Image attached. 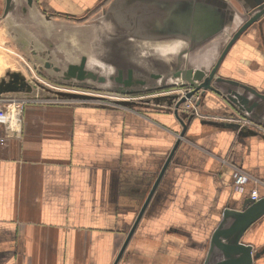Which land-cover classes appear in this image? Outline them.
I'll return each mask as SVG.
<instances>
[{"label":"crops","instance_id":"1","mask_svg":"<svg viewBox=\"0 0 264 264\" xmlns=\"http://www.w3.org/2000/svg\"><path fill=\"white\" fill-rule=\"evenodd\" d=\"M41 1L73 18L100 0ZM236 1L241 14L261 0ZM244 40L236 71L256 57L252 37ZM124 105L24 107L18 131L0 146V264H205L224 209H240L255 187L264 195V185L252 181L236 188L231 169L264 180V134L243 136L209 120L224 112L207 102V118L187 123L138 219L182 126L157 101ZM244 241L264 245V216Z\"/></svg>","mask_w":264,"mask_h":264},{"label":"rangeland","instance_id":"2","mask_svg":"<svg viewBox=\"0 0 264 264\" xmlns=\"http://www.w3.org/2000/svg\"><path fill=\"white\" fill-rule=\"evenodd\" d=\"M206 1L212 5H218L215 0ZM224 1L227 25L219 33L222 36L225 35L220 47L210 61L201 59L209 53L219 34L210 38L196 36L195 42L199 43L200 59H194L190 65L204 67L203 64L207 62L205 66L207 70L224 45L223 43L228 40L231 30L238 24V19L247 17L246 11L236 14L235 10H238V7H233V3H237L236 0ZM13 7L15 9L12 8L9 13L7 9L4 12L0 2V87L9 83L15 75L31 87L26 94L15 95V97L36 99L35 103L43 104L87 103L101 107L126 106L125 103L129 105L128 103L134 101L143 103L147 98L150 101L149 104L153 101L151 97L156 96V91H144V94L124 93L126 88L111 78L115 77L120 70L124 74L125 71L133 69L136 77L147 82L152 81L149 77L150 73H158L162 78L160 84L167 85L171 83L170 75L175 66L179 67L185 64V60L187 61L185 54L181 53L185 46L184 41L141 37L137 24L138 15H140L139 7L128 8L129 17H127L128 15L121 13V2H119L117 6L104 7L103 10L81 23L68 21L58 23V20H55L56 24L54 21L45 22L43 17L34 11L26 13L24 8H18L17 4ZM29 23L30 27L27 26ZM243 44L245 40H239L226 55L230 57L226 61L228 69L233 68L235 59L243 54L242 51H245L239 50L240 46H244ZM253 49L255 51V46ZM82 61H84L83 79L68 76L69 67H79ZM218 74L244 82V79L237 76ZM172 88L173 86H166L161 90L163 94H171L175 92ZM259 89L264 90V84ZM182 91L176 92L181 95L184 93ZM69 94L83 95V97L70 98L67 96ZM174 102L169 105L167 102L158 101L159 104L172 110ZM185 103L179 111L187 114L189 112L185 110ZM143 105L147 104L143 103ZM199 113L203 116L195 117H206L201 111ZM246 174L252 178L251 180L256 179L257 184L264 185V180Z\"/></svg>","mask_w":264,"mask_h":264},{"label":"water","instance_id":"3","mask_svg":"<svg viewBox=\"0 0 264 264\" xmlns=\"http://www.w3.org/2000/svg\"><path fill=\"white\" fill-rule=\"evenodd\" d=\"M215 1L221 6L212 5L206 0H112L108 8L117 6L121 2V12L126 13L128 15L127 17H129L128 8L131 6L141 8L144 10L143 15H138L137 23L141 37L148 39L175 37L183 40L185 46L181 53L184 55L188 44H191L188 49L195 47L199 49V43L195 42L197 39L196 36L210 38V36H216L226 28L227 19L225 15L227 17V13L223 8V5H226L225 1ZM124 9L128 10L125 11ZM138 10L141 11L140 9ZM263 13L264 2L259 3V6L251 10L248 18L239 26L237 31L231 33V38L228 40L217 62L210 71H206L205 67L200 66L193 68L185 60V64L179 65V67H177L178 65L175 66V69L170 75L171 83L167 85L160 84L162 78L158 73H150L149 77L152 81L147 82L144 79L136 77L133 69L125 71L124 74L120 70L115 77L111 78L126 88L124 93L163 89L166 86L176 85L193 87L192 90H185V96H182L174 103L173 115L181 124L182 130L161 168L152 191L149 193L146 202L140 210L138 219L143 213L161 174L169 162L179 142V138L183 136L187 122L191 118L188 117L187 121H185V117H187L186 113L179 111V105L186 98L193 99L194 93H197L199 90L214 92L221 96L234 111L264 126V94H260L253 88L240 84L237 81L216 76V70L221 60L234 41L248 26L257 21ZM83 67L84 61H82L79 67L71 66L68 69L67 75L71 77L75 76L77 79H83ZM30 90V85L15 75L9 83L0 87V94L4 92L26 93ZM67 96L70 98L83 97V95L75 94H69ZM154 101H166L169 105L173 102L169 97L154 99ZM228 126L233 127L235 130L237 129L236 125L228 124ZM255 134L253 131L242 133L243 136ZM263 216L264 195H259L255 201L246 197L240 209H231L228 207L224 209L221 221L211 234L210 247L205 264H260L264 260V245L257 248L252 243L245 242L244 237L250 227Z\"/></svg>","mask_w":264,"mask_h":264},{"label":"flooded vegetation","instance_id":"4","mask_svg":"<svg viewBox=\"0 0 264 264\" xmlns=\"http://www.w3.org/2000/svg\"><path fill=\"white\" fill-rule=\"evenodd\" d=\"M112 2V0H100L95 6L91 7L90 9L86 10L85 13L81 16L78 17H66V16H62L58 13H54L51 11H48L44 5V3L41 0H1L2 6H3V11L5 12V9H7V12L9 13V11L13 9H15V7H13L15 4H17L18 8H24V11L27 13H29L31 10L34 11V13L36 12L37 15H40L43 17V20L45 22L47 21H53V20H67L68 22H74V23H81L83 22L85 19H87L88 17L93 16L95 13H98L100 10H103L104 7L108 6L110 3ZM264 0H261L260 3H263ZM258 5L254 6V8H256ZM33 8V9H32ZM140 11V15H143V11L141 8H139ZM125 11H127L128 9H124ZM252 10V9H251ZM251 10H247V14H246V18L244 19L243 17L239 18L237 21V25L235 28H233L230 32V36L228 37V40L231 38L232 36V32L234 33L235 31H237V29L239 28V26L248 18L249 12ZM123 15H126V13L121 12ZM35 15V14H34ZM64 18V19H63ZM27 26H31V24L29 23ZM38 30V29H36ZM222 35V34H219ZM225 37V35L222 36V38ZM252 37V45L255 46V53H256V57L254 59H250V61L247 63V66H243L241 65L240 67H238V70L236 71L235 68L231 69L229 71H231V74H233V72L235 71L237 74H233L234 76H237L239 78L244 79V82L232 79V78H228V77H223L221 75H219L218 73H221L222 75H224V73L228 72L227 69L229 66L227 65V60L230 58L229 56H226L229 51L232 49V47L239 41V40H243L246 38ZM227 40V42H228ZM216 41V40H215ZM214 41V42H215ZM223 41V40H222ZM222 41L220 42V45L222 43ZM227 42L225 41L223 44V48H221V50L217 53L216 55V60L215 58L213 59L211 65L209 66V68H207L206 71H210L215 63L217 62L221 52L223 51L225 45L227 44ZM191 44H188V48L190 47ZM218 43H214L212 45L211 50L209 51V53L205 56H203V58L201 59H206L207 61L212 59V56L214 55V53L216 52L217 48L220 47L218 45ZM186 48V53H185V59H187V62L190 63L191 61H193L194 59H200L198 56V50H196L195 52L190 54L191 49ZM216 48V49H215ZM215 49V50H213ZM211 53V56L209 55ZM231 56V55H230ZM235 58V57H234ZM215 60V61H214ZM208 63L206 62V65ZM249 64V65H248ZM193 68H196L198 66H192ZM205 67V66H204ZM226 67V68H225ZM248 67V68H247ZM77 74V72H76ZM216 76L221 77V78H225V79H231L234 81H237L240 84L249 86L251 88H253L254 90H256L258 93L260 94H264V90L260 91L261 89H259L260 86H262L263 84H259V85H254L251 82L247 81V78H250L252 80L255 79H260V80H264V13L260 16V18L253 22L250 26H248L240 35L239 37L234 41V43L232 44V46L229 48V50L226 52V54L224 55L223 59L221 60L217 70H216ZM247 77V78H246ZM175 92L171 93V94H163L161 89H154L156 91V96H154L153 98L155 99H163L165 97H169V99H171L172 101L177 102L182 96H185V90L187 89H193V87L190 86H173L172 88ZM259 89V90H258ZM177 90H183L184 93H182L181 95L179 93H177ZM151 92V90H148ZM182 91V92H183ZM137 92H132V93H128V94H136ZM151 100V99H150ZM154 100V99H153ZM186 101H190L191 103H193V106L198 109L199 111L202 112V107L203 104L207 103V102H212L213 104L215 103L216 105H220L223 104V107L219 106L218 108L220 110H223L224 113L219 114V117L216 115H213L212 117H208L209 120L211 121H219V122H223V123H227V124H233L237 126V132L240 133V135H242L243 132L247 131H253L257 134H264V126H262L261 124L256 123L253 120H250L244 116H242L241 114L237 113L236 111H234L231 106L224 100L221 98V96H219L218 94L211 92V91H203V90H199L197 93H194L193 95V99L192 98H186L184 102H182L179 105V110L181 109L182 105L186 102ZM149 99L146 98V100L143 102L145 104H148ZM161 102H166V101H161ZM174 102V103H175ZM225 107V108H224ZM204 113V112H202ZM187 117H185V121H187L188 117H191L190 120L187 122L189 123L196 115L193 112H189L186 114ZM218 117V118H217ZM207 118V117H205ZM234 167H237L239 169H241V167L232 165ZM242 170V169H241Z\"/></svg>","mask_w":264,"mask_h":264},{"label":"built area","instance_id":"5","mask_svg":"<svg viewBox=\"0 0 264 264\" xmlns=\"http://www.w3.org/2000/svg\"><path fill=\"white\" fill-rule=\"evenodd\" d=\"M36 99L20 98L15 96H10L8 93L0 95V146H3L8 137L14 135L20 125L21 114L24 110V107L27 104L35 103ZM185 110L188 112H193L197 116H203L199 113V110L193 106V103L186 101ZM232 169V178L233 185L236 188L241 189L244 183H247L249 180L257 184L256 179L251 180L252 178L244 173L241 169L231 166ZM259 197L257 188L250 190L249 198L253 201L257 200Z\"/></svg>","mask_w":264,"mask_h":264}]
</instances>
